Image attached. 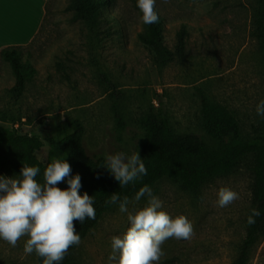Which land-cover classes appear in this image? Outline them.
Masks as SVG:
<instances>
[{
  "label": "rangeland",
  "instance_id": "374dc122",
  "mask_svg": "<svg viewBox=\"0 0 264 264\" xmlns=\"http://www.w3.org/2000/svg\"><path fill=\"white\" fill-rule=\"evenodd\" d=\"M255 1L156 0L164 22V44L175 54L159 66L138 38L145 26L133 0H113L94 25L73 20L66 10L69 0H50L44 31L31 49L23 48L24 55L32 54L39 71L23 95L12 91L15 75L0 57V125L43 139L61 138L78 120L85 126L84 144L90 155L106 158L138 152L142 159L141 119L151 105L177 132L197 133L210 145L201 120L199 87L230 110L243 135L249 136L262 124L256 106L264 100V54L252 23ZM182 24L188 27V37L181 57L177 32ZM48 152L46 141L37 155L47 161ZM0 175L12 178L1 171ZM252 183L246 164L195 192L167 178L160 181L157 197L163 210L172 218L186 216L195 230L190 240L169 239L160 264H231L245 237ZM57 186L65 189L61 183ZM220 187L236 191L239 199L218 207ZM129 200L131 213L147 203L146 198ZM127 216L114 205L82 240L73 264H110L111 239L122 237L131 226ZM26 240L22 238L16 247L0 240V264H35L36 254L24 253ZM250 264H264V239Z\"/></svg>",
  "mask_w": 264,
  "mask_h": 264
},
{
  "label": "trees",
  "instance_id": "16d2710c",
  "mask_svg": "<svg viewBox=\"0 0 264 264\" xmlns=\"http://www.w3.org/2000/svg\"><path fill=\"white\" fill-rule=\"evenodd\" d=\"M133 1L137 7V0ZM112 2L113 0H69L66 10L72 13L73 20L94 25L98 15ZM49 4L50 0H47L44 20L29 43L10 45L0 50V57L11 66L15 75L12 91L16 96L23 95L28 84L39 74L32 54L24 55L23 48L31 49L44 31L50 12ZM158 16V23L144 24V30L138 34V38L150 49L155 62L159 66H165L173 60L175 54L164 44L163 17L159 13ZM252 23L254 35L264 54V0L255 1ZM187 37L188 27L182 24L177 32V54L181 57ZM67 77L69 78L68 75ZM197 91L201 120L205 133L210 138V145L197 133L177 132L159 108L149 106L141 119L143 138L140 146L147 175L134 184L121 187L109 170L102 166L106 163V158L88 153L84 144L85 126L78 120L73 122L69 132L61 138L49 136L43 139L36 134L22 133L17 127L0 125V171L19 178L24 164L37 166L40 174L36 179L40 181L43 180V172L48 163L57 158L65 159L71 165V174L74 176L78 173L81 177L79 193L83 195L87 192L94 198L96 218L86 219L83 223L74 221L82 241L100 218L116 205L105 203L112 194H118L121 199L124 196L134 198L141 187L148 185L157 196L160 192L159 183L165 178L184 190L195 192L206 182L231 174L246 164L253 177L251 209H258L261 215L255 218L252 225L246 222L245 237L231 264H250L254 249L264 239V118L262 124L254 128L253 134L244 136L230 110L215 102L201 88L198 87ZM46 141L49 145L48 160L43 161L37 152L45 146ZM61 185L65 189L68 187L66 181ZM77 249L78 246L70 247L60 264H73ZM35 264H43L42 258L36 255Z\"/></svg>",
  "mask_w": 264,
  "mask_h": 264
},
{
  "label": "clouds",
  "instance_id": "9594fccd",
  "mask_svg": "<svg viewBox=\"0 0 264 264\" xmlns=\"http://www.w3.org/2000/svg\"><path fill=\"white\" fill-rule=\"evenodd\" d=\"M165 3L169 0H164ZM145 25L158 23L156 0H137ZM257 115L264 118V100L256 106ZM106 167L121 187L134 184L147 175V168L134 152L126 156L123 152L106 157ZM71 165L65 159H53L43 172V183L36 177L40 168L24 164L19 178L0 175V240L16 247L27 237L24 253H35L43 264H60L70 247L79 246L81 237L74 221L83 223L95 219L94 198L87 192L79 193L81 177L72 175ZM67 182L68 187L57 185ZM217 206L224 208L239 199V194L229 187H220ZM147 199L146 205L135 213L128 210L132 201L112 194L105 203L118 204L121 213H128L130 227L126 233L111 239L110 264H160L165 252L163 245L169 239L190 240L195 235L193 223L184 215L172 218L163 210V201L153 194L150 186L141 187L133 198L139 202ZM258 209H251L247 223L252 225L260 216Z\"/></svg>",
  "mask_w": 264,
  "mask_h": 264
},
{
  "label": "crops",
  "instance_id": "0c3cea01",
  "mask_svg": "<svg viewBox=\"0 0 264 264\" xmlns=\"http://www.w3.org/2000/svg\"><path fill=\"white\" fill-rule=\"evenodd\" d=\"M47 0H3L0 5V50L29 43L46 13Z\"/></svg>",
  "mask_w": 264,
  "mask_h": 264
}]
</instances>
